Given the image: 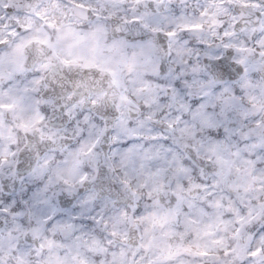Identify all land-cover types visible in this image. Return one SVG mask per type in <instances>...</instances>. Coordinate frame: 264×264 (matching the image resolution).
I'll return each instance as SVG.
<instances>
[{
    "label": "clouds",
    "instance_id": "clouds-1",
    "mask_svg": "<svg viewBox=\"0 0 264 264\" xmlns=\"http://www.w3.org/2000/svg\"><path fill=\"white\" fill-rule=\"evenodd\" d=\"M0 264H264V0H0Z\"/></svg>",
    "mask_w": 264,
    "mask_h": 264
}]
</instances>
